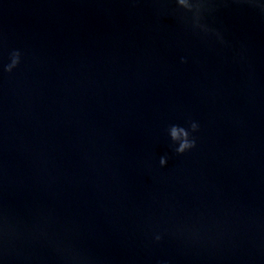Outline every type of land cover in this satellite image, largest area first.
I'll return each instance as SVG.
<instances>
[{"label": "water", "instance_id": "1", "mask_svg": "<svg viewBox=\"0 0 264 264\" xmlns=\"http://www.w3.org/2000/svg\"><path fill=\"white\" fill-rule=\"evenodd\" d=\"M190 2L0 0V264H264V0Z\"/></svg>", "mask_w": 264, "mask_h": 264}, {"label": "clouds", "instance_id": "2", "mask_svg": "<svg viewBox=\"0 0 264 264\" xmlns=\"http://www.w3.org/2000/svg\"><path fill=\"white\" fill-rule=\"evenodd\" d=\"M177 3L182 6L184 9L193 10L194 5L190 2V0H177ZM194 26H198L204 28L205 26L201 25L199 22V7L196 6V12L194 13L193 17ZM21 59V53L19 50H13L10 53V62L3 66V70L6 72H12L14 68H16ZM199 128L197 122L193 121L190 123L189 128H185L179 125H171L169 128V135L171 140L177 144L178 146L175 147V152L178 154H183L186 151L194 148L196 146V139L192 136L193 132H196ZM160 165L164 166L167 163V157L161 156L160 157ZM157 240L160 239L159 236L156 237Z\"/></svg>", "mask_w": 264, "mask_h": 264}]
</instances>
